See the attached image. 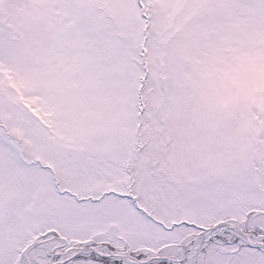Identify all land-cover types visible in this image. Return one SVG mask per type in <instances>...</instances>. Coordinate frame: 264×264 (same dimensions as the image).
I'll return each mask as SVG.
<instances>
[{"label": "snow or ice", "instance_id": "snow-or-ice-1", "mask_svg": "<svg viewBox=\"0 0 264 264\" xmlns=\"http://www.w3.org/2000/svg\"><path fill=\"white\" fill-rule=\"evenodd\" d=\"M0 264H264V0H0Z\"/></svg>", "mask_w": 264, "mask_h": 264}]
</instances>
